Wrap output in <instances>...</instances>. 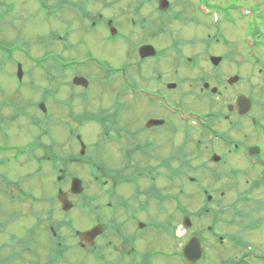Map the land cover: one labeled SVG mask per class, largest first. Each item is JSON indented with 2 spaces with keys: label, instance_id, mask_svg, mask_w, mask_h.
<instances>
[{
  "label": "flooded vegetation",
  "instance_id": "af4514ba",
  "mask_svg": "<svg viewBox=\"0 0 264 264\" xmlns=\"http://www.w3.org/2000/svg\"><path fill=\"white\" fill-rule=\"evenodd\" d=\"M84 1L88 9L93 3L103 2ZM255 4L253 8L232 4L228 8L221 5H214V8L233 16L239 13L252 15L255 26L250 29V34L259 42V38L264 39V0H255ZM207 5L211 7L212 4L208 2ZM66 10L68 13L60 19L70 16L66 27L50 32L47 37L49 45L63 46L59 50H64L69 58L57 54L59 50L54 52L53 62L48 67L53 73L49 80L53 83V93L46 90L45 99L39 104L45 105L47 112L44 114H53L57 128L70 121L66 118L61 122L60 111L54 108L64 110L67 117L73 119L71 122L79 123L82 129L89 125L88 133H97L93 144L97 156L87 158L89 176L82 181L85 199L72 198L73 202L80 200L86 206L89 223H93L86 231L101 226L103 233L90 249L100 252L109 262L123 258L120 264H130L133 259H143L149 264L146 253L150 250L141 252L140 244L153 236L171 235L174 218L182 220L193 208L200 216L212 213L217 227L224 223L225 227L237 229L231 232V243L223 250L231 259L222 256L223 264H264V56L261 53L264 45L257 44L259 58L249 60L245 75L242 69L234 68V71L232 68L237 58L230 49L237 50L236 46H229L228 53L223 55L210 51L190 56L173 45H154L156 32L139 30L141 34L151 33L153 38L142 41L137 49L152 44L162 53L145 62L137 57H122L120 75H125L128 85L121 77L96 81L91 73L98 68L89 62L93 53L104 61L109 59L92 49L89 53L84 35L90 34L108 53V33L104 29L107 16L100 10H92L102 18L103 25L91 34L86 29L84 14L79 17L71 8ZM243 25L247 28L245 21L239 28ZM97 32L104 33L102 42ZM74 33H77V40ZM12 40L11 45L20 38L16 36ZM166 42L169 44L172 39H166ZM134 53L136 55V51ZM228 55L233 61L227 58ZM212 57L222 59L218 66L211 63ZM132 59L136 60L133 66ZM66 64L71 65L72 71L63 75L62 65ZM222 66L224 76L217 75ZM32 68L35 70L34 66ZM205 68L213 73L210 77L199 74ZM187 71L199 74V77H192V83L185 77ZM75 77L90 80L91 89L75 86ZM233 77L240 80L231 85L229 81ZM100 86L105 87L103 92ZM92 88L105 102L109 95L106 93L104 98V91L112 90L107 106L90 105ZM134 91L136 95H133ZM241 96L246 100H242L244 105L239 109ZM119 100L127 105L120 103L117 106ZM140 109L150 110L153 114L142 118L144 112ZM174 110H181L186 115L195 114L198 121L183 123ZM130 119H135L132 122L133 127L136 124L134 130L130 125H123L124 120ZM154 122L163 123L154 125ZM58 145L61 146L59 142ZM102 153L110 158H102ZM54 158L60 162L61 154ZM215 158H219V162H213ZM73 160L84 161L79 157ZM58 172H62L61 169ZM190 179L196 182L193 184L199 197H193ZM206 193L213 199L207 201ZM232 196L234 199L227 201ZM158 215L162 216L161 222L157 221ZM259 226L262 227L255 231ZM158 227L162 229L160 232ZM62 239L58 245L67 244L72 238L66 235ZM216 239L222 244L220 237H214ZM106 249L112 253H106Z\"/></svg>",
  "mask_w": 264,
  "mask_h": 264
},
{
  "label": "rangeland",
  "instance_id": "374dc122",
  "mask_svg": "<svg viewBox=\"0 0 264 264\" xmlns=\"http://www.w3.org/2000/svg\"><path fill=\"white\" fill-rule=\"evenodd\" d=\"M1 1L7 6L10 2L16 3L17 10L15 14L7 16L4 19V22H0V104H9V100H11V103L17 108L15 99L18 97L16 100H20V103H22L23 106L19 109L25 110L29 117H26L27 120L21 124L23 131H18V126L13 125L10 128L9 135V124L2 126L5 139L0 133V163L3 164L0 165V175L6 176L8 181L9 178H11L13 181H20L21 178L23 179L25 177V175H28L30 172L33 173L35 165L25 164L26 159H21L20 162L13 160V163L9 164V158L12 160V158L15 156V151H9V141L10 145L21 148L28 140H31L36 135V133H38V130L31 124L32 117L39 122L44 120V128L46 130L51 129L53 131V134L50 136V140L51 142H57V152L61 154L63 158H67L70 154H77L79 149L76 142H69L70 136L68 131H66V125H64V123L61 124L60 128H57L55 117L52 113L43 119V117L40 116V113L36 110V104L39 103L43 98L45 87L50 88L47 83V78L49 77L52 79V74L47 76L40 70H35L36 72H34L29 60L26 58L23 59L22 56L18 55V52L16 51H10L9 47L1 45H8L9 41H13L12 38L14 39L16 36H18L23 37L26 40L27 48H25V51L32 57H36L38 59L42 58L46 52H51V54H54V52L59 50V47L62 48L63 46L56 47L54 45H49L47 35L51 31H56L59 29L63 30V27H66L68 18L70 16H66L62 21L55 19L46 20L45 13L41 9L40 3L47 4V0ZM65 1L67 3L71 2V0ZM65 1L64 4H66ZM101 1L103 2L90 5V9L94 12H97L98 10L104 12L107 17L114 20L119 32L124 33L128 37L131 35L132 50H134L135 47L138 46L142 41L146 39L150 41L149 39L153 38L151 33L141 34L139 33L138 29L142 23V17L148 19L149 22H153V20H155L158 16L156 13H153V9L151 8L150 4H145V8L140 10V4L143 2V0ZM104 1H107V3ZM168 1L175 5V10L180 15V19L173 16L171 13L163 16L166 20L167 18L173 17V20H176V22H171L173 23L172 25L166 23L162 26L163 29H169L173 32V39L169 44L166 42V40L161 42L155 41L158 46L173 45L181 50L185 55L187 54L190 56H197L203 52L210 53V51L220 55L228 53V48H226V46L223 44L218 45L213 41V45L207 46L205 41L208 38V34H210L213 39H222V42L225 44L235 45L238 47L237 50L235 48L230 49L231 54L237 58V60L232 63V68L234 71L235 69H242L239 63L241 64L245 60V56L241 42L243 40V35L245 34L246 28L244 29V25L242 28H239L242 22L240 19H249V17H241L239 14L236 16L228 15L216 9V16L219 22L214 24V22L207 21L204 15L198 9L199 6L203 5L202 2L193 0L194 3L190 4L189 0ZM209 1L214 3V5H221L222 8H228L230 4L247 8L256 7L255 0ZM53 4H57V9H59L61 12V18L68 13L67 10H62L60 8L58 0H55ZM259 16H261V14ZM258 19L259 18H257V20ZM132 20L137 23L136 26L131 24ZM226 21H237V25L229 26V23H226ZM157 25H160V22ZM96 34H98L97 36H100V42H102L104 33L97 32ZM37 36H40V39H38ZM84 37L86 48L92 49L95 52L100 53V55H104V57L109 59L110 63L112 62L114 65H119L120 62L123 61V47H115L116 50H114V52L106 53L103 51L101 44L93 41L90 34L85 33ZM74 39H78L77 33H74ZM75 51L72 52L73 55H75ZM261 53L264 56V51ZM57 54L64 58H69V55L65 54L64 50L62 49L59 50ZM10 55H13V62H9V60H7L9 59ZM133 57H136L135 53H133ZM227 58L233 61L231 55H228ZM135 61V59H132V66L134 65ZM18 62L23 66L25 75L23 81L25 85H23L21 88H19L20 85L16 80V64ZM222 68H224V66L217 70V75L224 76ZM242 70L246 75L247 67L246 69ZM95 73H97V71L93 70L91 74L94 75ZM201 73H203L205 77H210L213 74L207 68H205L204 71L202 70V72L199 74ZM185 74V77H188L190 80L192 77H199V74H191L188 71L185 72ZM255 80H257V78H255ZM191 82L193 83L192 80ZM100 89L101 92H103L102 89L104 90L105 87L100 86ZM108 90L106 92L104 91L103 93L104 98L106 97V93L109 95L108 101L105 102L102 98H100L101 95H97L96 90L93 92L92 88V90L89 92L91 96L90 105L95 104V107L96 105L107 106L111 98L110 93H112L111 89ZM95 94L96 96L94 99L93 95ZM174 99L176 98L174 97ZM120 103H125L127 105V102L119 100L117 101V106H119ZM33 107L34 109H32ZM54 109L56 111H60L61 122L67 118V120L70 121V123L67 124V127H70L72 131L81 133L84 143L89 148L86 152L87 157H96L97 152L94 150L93 144L97 139V133H88L86 128L90 127L89 125L83 127L82 129L79 123L71 122L73 119L68 118V115L64 110L58 108ZM140 110L141 112H144L142 113V118L148 116L149 114H153L150 110ZM52 112L54 113L53 110ZM129 112L130 111H128V113ZM3 116L6 118L9 117V111L6 110ZM133 116L134 112L131 114V117ZM135 119H130L128 121L124 120L123 125L128 127L129 125L132 126V122H134ZM135 126L136 124L134 127ZM134 127L133 130L136 129ZM61 140L66 141L68 145L63 142L62 145L59 146L58 142L61 144ZM170 152H173V150H170ZM101 157H105V159L110 158L108 155H106V153H102ZM108 163L112 164L113 162L108 161ZM45 167L49 168V166ZM68 171L71 175L79 176L82 179H87L89 176L88 170L85 168V166L72 164L68 166ZM21 186L25 192L33 195L34 200H40L41 202L37 203L30 198L24 196L22 197L20 194H17L18 190L12 187V193L16 198L13 200L9 195V182H0V264H49V259L51 258L52 238L45 228V226L48 224L45 221V218L47 212L50 209L49 204L51 197L56 190V186L52 182L50 170L45 169L44 174L36 177L34 180H22ZM191 192L193 197L200 196L197 187H192ZM41 194L47 198H39L42 196ZM233 199L234 198L232 196L227 201H232ZM190 205H192V203ZM61 215H63V213H55L54 218L58 220L60 219ZM76 217L77 213H73L70 219L74 220ZM157 221L161 222L162 216L158 215ZM223 224L218 226V233L229 236L231 235V232L234 233L237 231L236 228L225 227ZM87 225L88 223L83 224V222H81V224H79V222H75V229H77V231H83L87 229V227H85ZM196 225L199 226V222H196ZM200 226L202 227L203 225L200 224ZM261 227L262 226L257 227L255 231H258ZM72 233L73 232H69V235L73 240H68L67 245L69 248L71 247L70 250L67 252L66 256L61 257L56 264H103L93 256H89L86 250L78 247ZM153 237L154 238H151L150 241L144 240L143 244H140L141 252H144L145 249L150 250L151 264H181L175 259L171 260L170 257L164 258L161 255L154 257L152 254L158 252L162 255L169 256L168 252L173 251L172 249H178L179 244H181L184 239L183 236L176 235L177 239L169 234L168 237L167 235ZM209 239V246L211 245L212 247H209V249L205 250L203 248V250L207 254V250L210 251V259H208L204 264H221V255L225 256V254L215 248L216 243L211 237ZM106 253H112V250L106 249ZM227 256H229V254H227ZM130 264H132V262H130ZM136 264H142V261Z\"/></svg>",
  "mask_w": 264,
  "mask_h": 264
},
{
  "label": "water",
  "instance_id": "95a60500",
  "mask_svg": "<svg viewBox=\"0 0 264 264\" xmlns=\"http://www.w3.org/2000/svg\"><path fill=\"white\" fill-rule=\"evenodd\" d=\"M160 4L163 5V4H167V3H166V1H161ZM79 183H80L79 181H74L73 188H75ZM60 200L63 204L64 210L68 211L70 209V205L68 204L66 197L62 196ZM88 236L89 235H86V234L83 235L82 236L83 240L86 241V238ZM183 255L189 262L195 263L196 261H198L202 255L200 244H199L198 240L194 239L193 241H191L190 244L184 249Z\"/></svg>",
  "mask_w": 264,
  "mask_h": 264
},
{
  "label": "bare ground",
  "instance_id": "6f19581e",
  "mask_svg": "<svg viewBox=\"0 0 264 264\" xmlns=\"http://www.w3.org/2000/svg\"><path fill=\"white\" fill-rule=\"evenodd\" d=\"M107 51L109 52L110 50L107 49ZM109 153H114V151H108ZM148 241H150V239H147Z\"/></svg>",
  "mask_w": 264,
  "mask_h": 264
}]
</instances>
